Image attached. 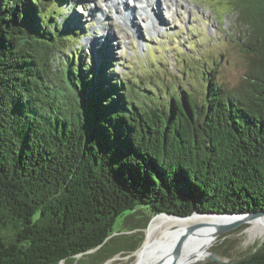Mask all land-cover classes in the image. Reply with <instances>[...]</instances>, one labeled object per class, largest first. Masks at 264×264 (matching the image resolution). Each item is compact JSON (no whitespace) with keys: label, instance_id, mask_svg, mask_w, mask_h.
Wrapping results in <instances>:
<instances>
[{"label":"trees","instance_id":"16d2710c","mask_svg":"<svg viewBox=\"0 0 264 264\" xmlns=\"http://www.w3.org/2000/svg\"><path fill=\"white\" fill-rule=\"evenodd\" d=\"M228 2L238 82L204 64L197 82L170 71L145 89L84 51L65 56L78 34L56 0H0V264H58L100 244L88 263L102 262L115 223L143 229L161 212L264 210V0ZM222 257L206 264H264V239Z\"/></svg>","mask_w":264,"mask_h":264},{"label":"rangeland","instance_id":"374dc122","mask_svg":"<svg viewBox=\"0 0 264 264\" xmlns=\"http://www.w3.org/2000/svg\"><path fill=\"white\" fill-rule=\"evenodd\" d=\"M56 1L55 7L60 13L57 21L62 28L67 25L71 30L76 29L78 34L73 41H69L64 55L84 51L88 61L95 63L96 70L101 63V71L111 77L125 75L140 79L139 85L150 89L152 83H157L155 79L160 81V74L164 72H168L164 76L173 80L171 71L189 84L198 81L197 76L204 64H213L219 80L228 86L235 85L241 77L244 60L237 37L241 36L242 28L228 0H150L149 6L144 0ZM112 1L122 3L121 13L116 12ZM183 54L193 60L190 67L182 59ZM186 71H189L187 78ZM133 226L121 221L115 223L114 237L105 244V248L114 254L106 259L110 264L135 262L146 228L134 230L131 229ZM249 226L250 223H242L214 243L210 236L205 237L193 246L201 252L191 253L184 262L195 259L199 260L190 264L213 262L204 258L202 252L207 250L218 253L224 261L230 258L222 257L223 252L227 256H235L249 251L264 239L262 227L248 230ZM136 234L141 237L140 244L136 249L129 250L126 238L132 244ZM190 243L185 246L182 255L189 249ZM99 252H90V256L77 255L72 264L88 263L94 254L99 257Z\"/></svg>","mask_w":264,"mask_h":264},{"label":"bare ground","instance_id":"6f19581e","mask_svg":"<svg viewBox=\"0 0 264 264\" xmlns=\"http://www.w3.org/2000/svg\"><path fill=\"white\" fill-rule=\"evenodd\" d=\"M110 1V0H107ZM146 6L150 5V0H144ZM114 5L117 13H121V4L118 2H111ZM117 4L119 6H117ZM130 19L134 14H129ZM230 220L227 217H219L213 215H200L193 213L186 217H176L172 215L160 214L155 216L149 223L146 228L145 239L142 246L136 252V263L137 264H151L156 260L166 259L164 264H181L188 263L191 261L184 262L185 259L191 254L197 251L193 249V246L200 242L207 236L211 237L213 240V232L216 224L226 223ZM251 226L248 227V230L253 229L254 227H262L264 231V216L250 221ZM195 225L196 228L193 232H188L187 227ZM200 228V229H197ZM197 230H200L197 232ZM184 237L181 243V252L177 258L172 257V249L177 241L180 238ZM263 237V236H262ZM208 240L207 238L205 239ZM209 241V240H208ZM191 242V243H190ZM191 244L189 249L182 255L186 245ZM204 254V258L207 254ZM182 255V256H181ZM174 259V260H173ZM196 260V259H195ZM194 261V260H192ZM105 264H110V261H106Z\"/></svg>","mask_w":264,"mask_h":264},{"label":"water","instance_id":"95a60500","mask_svg":"<svg viewBox=\"0 0 264 264\" xmlns=\"http://www.w3.org/2000/svg\"><path fill=\"white\" fill-rule=\"evenodd\" d=\"M0 7H1V3H0ZM193 213H197V214H200V215H213V216H219V217H227V218L230 219L226 223L216 224V226L214 228V232L212 234L213 235L212 236L213 237V243L216 240H220L221 238H223L227 234V232H229L230 230H232L236 226H238V225H240L242 223H250V221H252L253 219L258 218L260 216H264V210H258V211H252V212L251 211H247V212H232V213H229V212H215V211H208V212L193 211L191 214H193ZM160 214L172 215V216H176V217H186V216L191 215V214H189V215H186V216H181V215L171 214V213H166V212L157 213V214L153 215L149 219V221L147 222L145 228L148 227L150 221L155 216L160 215ZM195 228H196L195 225L189 226V227H187V231L188 232H193V230ZM113 234H114V232L111 235H109V237H114ZM183 239H184V237L180 238V240L175 243V245H174V247L172 249V257L174 259L177 258L179 256L180 252H181V243H182ZM101 245L102 244L98 245L97 247H95L93 249H89V250H86L84 252L78 253V254L72 256L70 259L61 260L58 264L66 263V262H68V264H69L71 262V259H73L75 256L80 255V254H84V253H88V252L90 253V252H93L94 250H98V248ZM205 257H207L211 261L226 262V261L222 260L221 258H219L218 253H215V252L208 251ZM198 260L199 259H196L194 261H191V262H188V263H184V264H190V263H193V262L198 261ZM165 262H166V259H160V260H156L155 262H153L151 264H164ZM105 263H106V260H104L102 262H92V263L81 262L79 264H105ZM133 264H137L136 260H135V262ZM171 264H176V263H171ZM181 264H183V263H181Z\"/></svg>","mask_w":264,"mask_h":264},{"label":"flooded vegetation","instance_id":"af4514ba","mask_svg":"<svg viewBox=\"0 0 264 264\" xmlns=\"http://www.w3.org/2000/svg\"><path fill=\"white\" fill-rule=\"evenodd\" d=\"M3 233L6 235L7 238L11 239V241H14L13 240V238H14L13 236L14 235L12 236V234H13V231L12 230H10L9 228H7V230H5ZM94 251H97V250H94ZM86 254L90 256V253L89 252L88 253H84V255H86ZM65 264H68V262H66Z\"/></svg>","mask_w":264,"mask_h":264}]
</instances>
